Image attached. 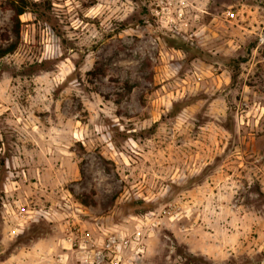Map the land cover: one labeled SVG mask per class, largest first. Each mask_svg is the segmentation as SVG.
Instances as JSON below:
<instances>
[{
  "label": "rangeland",
  "instance_id": "374dc122",
  "mask_svg": "<svg viewBox=\"0 0 264 264\" xmlns=\"http://www.w3.org/2000/svg\"><path fill=\"white\" fill-rule=\"evenodd\" d=\"M20 1L0 264H264V0Z\"/></svg>",
  "mask_w": 264,
  "mask_h": 264
},
{
  "label": "trees",
  "instance_id": "16d2710c",
  "mask_svg": "<svg viewBox=\"0 0 264 264\" xmlns=\"http://www.w3.org/2000/svg\"><path fill=\"white\" fill-rule=\"evenodd\" d=\"M24 7H25V4L22 1H20L19 4L13 5L14 16H13L12 34L14 36V40L10 42L7 46H4V47L0 46V58L8 54H12L19 44V29H20L19 16H21L24 13L25 11ZM179 46L183 48L187 47L185 44H180ZM198 56H200V59L204 61H208L205 58H203L201 53ZM230 61H233V60H230Z\"/></svg>",
  "mask_w": 264,
  "mask_h": 264
},
{
  "label": "built area",
  "instance_id": "2783aa9c",
  "mask_svg": "<svg viewBox=\"0 0 264 264\" xmlns=\"http://www.w3.org/2000/svg\"><path fill=\"white\" fill-rule=\"evenodd\" d=\"M17 230V229H16ZM79 233V232H78ZM80 237H81V242H86L89 241V234L86 233H79ZM114 243V238H110L108 239L107 243H106V249H110L112 247V244ZM79 247H84L82 245L79 244ZM98 258V261H102L104 259V256H96ZM120 256H113L112 261L110 262V264H119L120 262ZM139 258V256H131L130 257V263L129 264H136V260Z\"/></svg>",
  "mask_w": 264,
  "mask_h": 264
},
{
  "label": "crops",
  "instance_id": "0c3cea01",
  "mask_svg": "<svg viewBox=\"0 0 264 264\" xmlns=\"http://www.w3.org/2000/svg\"><path fill=\"white\" fill-rule=\"evenodd\" d=\"M36 247H37V246H36V245H34L33 247H31V250H34Z\"/></svg>",
  "mask_w": 264,
  "mask_h": 264
}]
</instances>
